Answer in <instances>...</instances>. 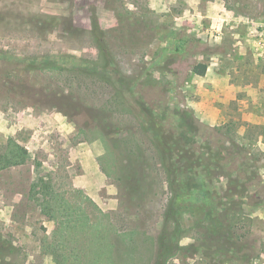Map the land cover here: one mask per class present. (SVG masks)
Segmentation results:
<instances>
[{
  "label": "rangeland",
  "instance_id": "rangeland-1",
  "mask_svg": "<svg viewBox=\"0 0 264 264\" xmlns=\"http://www.w3.org/2000/svg\"><path fill=\"white\" fill-rule=\"evenodd\" d=\"M148 114L183 197L165 264H264V0H0V154L29 152L0 169L10 264H105L108 229L114 264H155L170 187ZM38 176L89 224L65 233Z\"/></svg>",
  "mask_w": 264,
  "mask_h": 264
},
{
  "label": "trees",
  "instance_id": "trees-1",
  "mask_svg": "<svg viewBox=\"0 0 264 264\" xmlns=\"http://www.w3.org/2000/svg\"><path fill=\"white\" fill-rule=\"evenodd\" d=\"M204 68V67H203ZM151 116V124L154 126V133L151 136V140L156 146L158 155L160 157L161 164L164 166V170L168 177V185L170 187V196L168 197L167 205L164 211V219L171 225L170 230L162 231V234L158 239V250L155 264H165V262L172 256H174L179 250V235L182 231L180 225V212L181 203L183 197L180 194V190L176 186L178 166L172 159V155L175 150V145L170 144V137L165 136L161 130V122L158 116ZM159 122V123H158ZM187 128L191 125L190 123H184ZM168 139V140H167ZM29 158L28 150L17 143L15 140L10 139L6 149L0 154V169H4L9 166L19 165L25 163ZM37 165V164H36ZM30 195L40 205L42 211L49 217H55L59 223H63V229L65 233H74L78 231V227L88 225L79 216H72L69 209L70 206L66 198L61 196L57 190L55 184L51 179L44 180L42 176H38L37 179L31 183ZM41 197V200H40ZM227 204V203H225ZM220 207L222 205L220 203ZM226 205L224 206V208ZM59 216L64 217V221ZM110 230L101 232L95 240H92L93 254L92 258L101 259L105 264L113 263V250L114 245L110 241ZM9 240L4 238L0 234V264H10L9 260L6 259L5 252L3 249L9 247ZM55 255L56 261V247L52 249ZM63 259V258H62ZM62 261V263H60ZM58 264H65L66 260H61Z\"/></svg>",
  "mask_w": 264,
  "mask_h": 264
}]
</instances>
